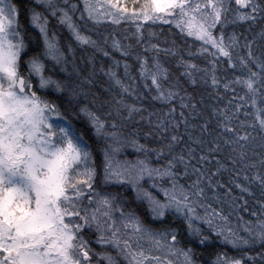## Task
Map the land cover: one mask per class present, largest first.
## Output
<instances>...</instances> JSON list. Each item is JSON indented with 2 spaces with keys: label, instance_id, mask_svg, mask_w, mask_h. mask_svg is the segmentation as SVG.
Masks as SVG:
<instances>
[{
  "label": "snow or ice",
  "instance_id": "1",
  "mask_svg": "<svg viewBox=\"0 0 264 264\" xmlns=\"http://www.w3.org/2000/svg\"><path fill=\"white\" fill-rule=\"evenodd\" d=\"M28 13L29 24L38 30L40 40L39 49L32 54L27 52L17 4L0 0V264H201L191 243L181 244L178 228L153 226L157 221L163 224L169 215L186 225L188 239L200 247L211 241L201 224L234 248L262 245L259 251L241 250L235 256L216 252L209 264H264V200L258 201L261 210L252 213L254 221L239 218L247 235L240 234V228L232 224L222 208L209 202L220 201L218 189L222 186L234 208L238 206L236 201L242 200L215 179L226 168L219 157L211 155L220 148L219 138L206 142L195 135L190 129L196 125L190 124L181 111L187 141L176 150L184 140L177 131L181 124L171 105L179 89L166 84L169 70L160 61V44L148 42V49L153 51L151 58L136 55L139 79L145 87L150 82L154 99L170 105L154 122L150 119L153 114L148 113L149 123H154L160 133H169L160 137L164 143L156 148L141 143L136 136L124 135L122 124H117V119L130 120L142 110V105L124 98L138 95L136 77L131 75L127 60L123 61L122 74L121 61L114 57L111 66L101 68L119 91L116 95L108 90L111 100L103 104L108 107L105 116L111 119H105L83 102L88 92L85 85L94 82V56L86 61L93 68L88 75L76 59L77 48H90L108 56L106 45L125 56L129 54L132 45H125L114 33L103 29L106 22H134L136 31L132 35L140 43L144 38L142 22L161 21L175 25L181 34L199 42L195 52L189 51L188 55L202 56L207 67L201 68L183 56L177 60L191 83L197 82L199 72L200 79L209 82L210 78L212 85H218L219 61L232 68L239 65L246 74L234 76L224 87L241 86L245 95L240 100L253 107L256 119H240L237 114L242 110L245 116L250 113L245 104H236L231 113H221L220 135L231 146V152L256 169L251 176L244 173L245 183L235 178L232 181L242 194H251L253 183L264 189V154L256 153L259 160L251 161L246 151L249 147L264 150V44L253 48L257 36L264 41V27L243 43L239 33L226 30L238 23L264 21V0H145L139 8H130L120 0H34ZM50 17L67 30L69 39L64 43L50 27ZM148 31L154 35L150 27ZM53 68H59L63 75L53 74ZM33 78L38 90L51 87L65 93L68 104L78 106L91 125L102 155L101 171L84 133L62 115L57 103L33 90ZM180 104L181 108L189 107L183 97ZM191 108L195 113L196 106ZM257 126L258 143L253 133L245 130ZM206 129L207 122L201 126L202 131ZM126 148L137 155L128 158ZM165 155V163H153V158L159 160ZM211 159L217 161L213 170L205 165ZM229 160L237 163L233 156ZM235 175L239 177L241 172ZM112 187L130 188L133 201L146 205L151 221L119 192L109 190ZM243 204L246 206L247 201ZM86 231L99 250L85 238Z\"/></svg>",
  "mask_w": 264,
  "mask_h": 264
},
{
  "label": "trees",
  "instance_id": "2",
  "mask_svg": "<svg viewBox=\"0 0 264 264\" xmlns=\"http://www.w3.org/2000/svg\"><path fill=\"white\" fill-rule=\"evenodd\" d=\"M131 1V0H130ZM17 4L19 9V22L20 26L25 32V39L28 42L27 52L32 54L37 51L40 47V40L38 31L29 24V13L28 10L33 6L34 0H13ZM129 2V1H128ZM127 4H131L130 2ZM136 8L140 7L134 5ZM50 19V27L55 29L58 35L61 38V43H64L69 39V34L66 29L57 25L55 20ZM145 23V27L142 29L144 32L143 41L137 43V38L132 35L136 31L134 27V22H121L119 25L112 24L111 22H106L103 25V29H106L109 33H114V35L121 39L122 43L125 45L131 44L132 47L129 49V54L127 56L123 55L121 52L114 50L110 45H106V48L110 55L105 56L102 52L94 51L92 49H76V59L77 63L80 65L85 75H88L90 71H93V68L86 63L87 58L92 55L94 56L95 65H94V82L91 85H85L88 89L87 99H84V103H88L90 107L94 110H97L102 118L111 119L110 117L105 116V113L108 110L106 104H103L105 100H111V95L109 94V89H112V93L119 95L118 89L114 88L112 82L108 77L101 71V68L107 69L113 63V57L121 61L120 73H123V61L127 60L130 66V73L132 76L136 77L135 88L138 95H126L124 98L128 103H136L137 105H142V110L140 114H135L132 119L120 121L117 119V124H122L121 131L126 136H136L141 143L147 144L150 148L160 147L164 141L160 139L161 136H167L169 133H160L156 129L154 123H149L148 113H152L151 120L154 122L156 117L161 115V113L167 111L170 107L168 103H162L161 101L154 99L155 91L151 88L150 82L149 86L145 87L144 83L139 79L138 76V61L136 55L152 57L153 51L148 49V42L152 44H160L161 50L158 52L161 63L168 68L169 78L166 84L168 86L176 87L179 89V95L173 101L171 105L175 106L176 111L173 113L176 119L180 120L181 128L177 130L181 136L184 137V140L181 141L177 146L176 150L179 151L183 148L184 143L187 141V134L184 132L183 120L180 118V112L183 111L184 115L188 118L190 124L196 125L195 128L190 129L195 135L202 136L206 142H209L213 137H217L220 144V148L211 153L213 157H219L221 163L226 165V168L221 171V173L215 177L221 181L222 185L230 187L232 193L236 197H242V200L238 199L236 202L237 207H233V201L230 196H225L226 191L225 187H220L218 189L220 194V201L211 200L213 207L222 208L225 215L229 217V220L234 226L240 228L241 235H247L242 230V222L239 219L240 217L243 220H255V217L252 213L259 212L261 210V205L258 203L260 200H264V189H261L260 186L256 183L250 185L252 188L251 194H242L240 189L232 182L235 178L240 183H245L244 173L246 172L249 176L253 174L256 169L246 166L247 161H241L238 154L231 152V146L226 144L221 137V127L219 121L223 119L221 113L224 111L232 112L234 105L236 104H245L246 111L250 113L249 115H244V110H242L237 115L240 119H245L249 122H255V110L251 105L246 104V100H240L241 96L245 95L244 89L233 84L229 88H225L224 84L226 81L233 80L234 76L246 74L245 70H242L239 65L236 68H232L225 61L221 60L217 64L216 75L219 80L218 85H212L209 82H205L200 79L201 74L196 73V83H191L187 76L184 75L183 67L177 63V60L180 56H183L184 59H192L194 62L201 68L207 67V61L200 55L189 56L188 52H195V49L198 45V41L193 42L194 38L186 37L184 34H181L175 25L171 23H164L158 21L156 23L151 22H142ZM149 27L151 28L154 35H149ZM264 27V21H257L253 25L247 23H238L235 25H230L226 31H236L240 34V42L243 43L245 38L251 39L254 35L258 34L261 28ZM29 35V37H28ZM27 36V37H26ZM257 44H264V41H261L257 36L256 42L253 44V48L256 49ZM164 49H173V52H166ZM23 57V54H22ZM51 67V66H50ZM253 68L255 66L253 65ZM22 69H25V65L22 64ZM53 74L63 75L59 68L52 69ZM100 94L97 96V94ZM38 94L42 96H47L48 99L54 101L59 106V109L63 116H66L73 125L81 132L84 133L85 139L89 140V143L92 144L93 154L96 158L98 171L102 170V155L99 151L97 143L95 141L94 134L92 132L91 125L87 122L86 117L78 111V106L70 105L67 102V95L65 93H57L51 87L46 91H42ZM93 97H96V102L92 103ZM180 97H183L185 104L189 107L181 108ZM103 105V106H101ZM191 105H195V113L191 108ZM214 109L216 111H214ZM143 115L144 119H141L140 116ZM207 122V129L202 131L201 126ZM245 130L252 132L256 137L255 142H259V128L253 130L252 128H246ZM146 133H151V135H146ZM245 143V142H242ZM124 153L128 158H134L137 153L131 149L126 148ZM186 151V149H184ZM247 157L248 160L258 161L259 156L256 153L264 154V150H261L259 147L256 148H247ZM229 156H233L237 163L233 164L229 160ZM167 156H162L159 160L153 158V163H165ZM196 163V161H194ZM206 167L209 170H213L217 167L216 159H211L205 162ZM199 166V165H198ZM179 167V166H178ZM257 168H260V165L257 163ZM264 170V169H261ZM241 172L239 177H236V172ZM191 174V173H190ZM186 181L187 177L182 178ZM109 190L116 191L121 194L122 197L126 198L128 203L131 204L136 210L140 213L142 217H145L147 220L151 221V218L148 213L146 205L140 204L139 202L133 201V192L129 189H123L120 187H112ZM243 200L247 201V205L243 204ZM154 227H163V226H173L178 228L179 236L178 239L181 241L183 246H187L191 243L192 247L196 250V259H198L201 264H209V261L214 257L216 252H226L229 255H238L241 250L243 251H259L262 245L259 243L253 248L245 247L243 249L234 248L232 245L225 243L221 238L217 236L216 233L208 230L207 225L201 224V227L205 229V235L211 238L209 244L205 247H200L194 241H190L186 233V225L175 217L169 215L165 218L163 224L157 221L153 224ZM93 240V239H92ZM94 242V241H92Z\"/></svg>",
  "mask_w": 264,
  "mask_h": 264
},
{
  "label": "rangeland",
  "instance_id": "3",
  "mask_svg": "<svg viewBox=\"0 0 264 264\" xmlns=\"http://www.w3.org/2000/svg\"><path fill=\"white\" fill-rule=\"evenodd\" d=\"M131 3V4H127V3H129V2ZM120 2L122 3V4H125L126 6H128V7H130V8H132V7H135L134 5H135V3H136V5H138L139 6V4H140V6L145 2V0H120ZM121 22H123V21H121ZM125 22H130V23H132L131 21H125ZM38 31V30H37ZM27 37V36H26ZM28 37H29V35H28ZM25 69H26V66H25ZM33 90H37L39 93H41L42 91H40V90H38L37 89V87H36V79L35 78H33ZM44 91H46V90H44ZM56 119H58V118H56V117H53V120H56ZM126 150H124V152H125ZM125 154V153H124ZM89 236H91V235H89ZM92 240V239H91ZM93 241H94V239H93ZM95 242V241H94ZM95 246H96V243L94 244ZM97 247V246H96ZM121 264H122V262H121Z\"/></svg>",
  "mask_w": 264,
  "mask_h": 264
},
{
  "label": "flooded vegetation",
  "instance_id": "4",
  "mask_svg": "<svg viewBox=\"0 0 264 264\" xmlns=\"http://www.w3.org/2000/svg\"><path fill=\"white\" fill-rule=\"evenodd\" d=\"M92 235H94V234H92ZM85 238H86V239H89V242H90V244H91V246H92L93 248H95V249H97V250L100 249V246H99V245L96 244L97 247L94 245L95 242H92L93 240H91L92 238H91V236H89V234L87 233V231H86V237H85Z\"/></svg>",
  "mask_w": 264,
  "mask_h": 264
}]
</instances>
